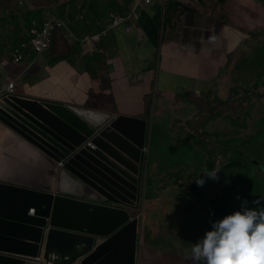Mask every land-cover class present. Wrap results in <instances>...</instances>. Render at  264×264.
Returning a JSON list of instances; mask_svg holds the SVG:
<instances>
[{"label": "crops", "instance_id": "crops-1", "mask_svg": "<svg viewBox=\"0 0 264 264\" xmlns=\"http://www.w3.org/2000/svg\"><path fill=\"white\" fill-rule=\"evenodd\" d=\"M82 1L84 0H76L78 9L82 8ZM97 1V13L102 18L111 12H117L121 2H124ZM170 2L165 25L162 26L156 0L151 5L135 10L133 24L126 25V30L117 28L110 33L98 44L95 53L88 52L92 50L91 44H86L84 49L74 50L73 53L69 48H60L57 52L59 56L71 53L64 58L65 61H52L57 58H53L50 51L39 56L31 51L21 64L10 62V65L3 67L7 60L10 61L11 47L4 36L0 39V86L14 82V101L18 103V108L27 113L25 117L34 120H37L38 115L41 118L45 116L40 113L43 107L39 100L144 117L146 97L155 72L157 96L164 99L163 103H170L171 99L180 97V92L184 95H209L222 80L227 77L232 79L236 68L233 67L226 74L228 66L237 62L246 66L243 58L248 57L246 41L251 34L247 31L249 29L241 25V19L246 17L248 9H242L249 7L248 1L225 0L217 6L210 5L208 0ZM125 4L134 7L133 2L125 1ZM261 14L264 16L263 8ZM80 15L84 16L83 21L79 20ZM90 17L91 11L85 7L75 21H71L69 27L75 37L83 38L92 30L85 27L91 25L86 23ZM215 23L223 24L224 28ZM246 24L249 23L246 21ZM263 29L264 24L262 29L257 26L249 31L260 32ZM62 35L68 40L66 31ZM5 49H8L7 53ZM186 55L189 57L184 62ZM233 56H240L241 59L233 62ZM181 61L183 66L180 67ZM222 69L225 75H222ZM175 106L179 109V115H175V119H180V105L177 101ZM162 111L165 115V109ZM18 113L21 114L15 107L14 114L19 116ZM171 133L172 130L164 131L160 124L156 126V136H163L159 146L157 139V151L163 152V148L170 146L166 134ZM12 136L10 129L0 123V178L35 188L53 189L55 171L49 161L38 157L34 148V154L24 150L18 144L20 141ZM177 152L178 149L174 146V157ZM166 159L164 154H154L151 158V168L157 169L160 174L156 175L158 182L170 170Z\"/></svg>", "mask_w": 264, "mask_h": 264}, {"label": "water", "instance_id": "water-1", "mask_svg": "<svg viewBox=\"0 0 264 264\" xmlns=\"http://www.w3.org/2000/svg\"><path fill=\"white\" fill-rule=\"evenodd\" d=\"M40 102L37 120L0 103V123L55 171L53 189L0 178V264H137L147 122Z\"/></svg>", "mask_w": 264, "mask_h": 264}, {"label": "rangeland", "instance_id": "rangeland-1", "mask_svg": "<svg viewBox=\"0 0 264 264\" xmlns=\"http://www.w3.org/2000/svg\"><path fill=\"white\" fill-rule=\"evenodd\" d=\"M247 1L249 7L242 9L248 10L246 17L241 19V25L249 30H253L254 28H257V26L262 29L264 24V16L261 14V11L262 8L264 11V0ZM222 2L223 0H208V3L210 5L216 6L219 4H223ZM28 6L29 5L26 1H21L16 4L15 9L19 13V11L21 10L27 11ZM25 14L26 12L23 13V16H25ZM137 14L138 12L136 13V15ZM7 15L10 18L8 12ZM2 16L3 15H0V19L2 18ZM246 21L249 24H246ZM6 27L2 25L0 28V31L3 32L1 34L2 36L6 35V32H9L3 29ZM249 30L247 31L252 35V40L247 44L245 49L248 50V66H241V63L237 62L239 59H241V57L233 56V62L237 63L233 66H228V68L226 69V74L227 72H231L233 67H235L236 70H234L232 74L234 81L231 78L227 77V75V78L222 80L221 85L217 88L219 91L223 92L224 90L231 88L229 92L228 104L224 106L228 111L225 113V117L230 114L233 118H235V116L238 117L239 119L235 122V124L236 126L241 125V127L237 128L235 126H232L226 118H216L214 120H211V122L207 123L206 125L198 127V129L200 134L199 137L203 138L205 141L207 140V144H209L211 140L215 142V145L218 144V146H221L222 148L228 147V144H226V142L223 143L222 141H231L233 137H236L237 143L232 142L236 147L235 149H233L227 155H223L219 152V155L217 156V160L215 162V170L220 171V168L226 166L229 163L230 158L234 156V152L237 151L240 153V151H243L246 152L244 154L245 157H243L242 162L241 158H238L240 161H238L237 165L240 162L241 164L240 166L235 168V171L236 173L242 171L244 174H249L250 177L246 178L242 176H228L227 179H223V182H227L228 185L232 187L231 192L226 193L223 185L220 183V181L222 180L221 177L212 179L204 176V180L205 182L207 180V183L204 182L203 185H199V191H203V186H207V189L205 188V190L208 193V200H211V203H215L211 205L209 209H205L201 213L200 218L196 221L194 227L189 220L180 222V225H187L192 230H195L191 232V236H196V238L202 236L204 231L210 227V220L220 218L223 215L234 211V206L239 208L240 200L237 199V196L243 199H247L249 205L252 207L264 206V139L257 141V137H254L258 136L260 133V131L256 127L254 118H256L258 111H262L264 109V98L259 99L258 97L252 96L254 93L256 95H261L262 93H264V29L258 34H256V32H250ZM252 33L254 35L256 34L255 37ZM258 45H261V47L257 49ZM188 57L189 56L186 55V57L183 58V61H187ZM5 63L6 66L10 65V61H6ZM181 66H183L182 61L180 62V67ZM221 72L222 75H225L224 69H222ZM226 80H228V84H226ZM245 96L248 97V100L243 102L242 104H238L237 101L245 98ZM204 100L208 101L209 98ZM176 101L177 98L171 99L170 107H172L173 109H169L168 111H166L165 115L161 110L160 102H158L155 107V113L157 112V110L158 113L155 117L153 116V121H155L157 125H162L164 131L172 130V133L166 134L170 146L163 148V152L162 150L157 151V149H155L157 139H155L154 135H152L150 138L153 139L152 149H154L155 154H164V156L167 157L166 163L168 169L170 170L166 172L165 175H162L161 182H158L156 181V175L160 174L157 169L151 168L150 161L147 185V205L145 204L147 212V218L145 221L147 223V226L149 227L150 232L147 237L144 234V245L140 248L138 253V264H194V262L190 259V247H188V244L184 243L188 241L189 238L187 237L189 235H187V237L182 235L177 236L175 233L171 232L172 230L180 232V230H176V228H179L177 224H175V226H167L168 220L172 218L177 210V208H175L174 204H172L171 202V200H173V198L179 193L176 182L180 180V190L184 189V185L192 184L190 175H186L182 171L180 172L181 145L179 132L182 126L188 124L186 120H191L192 117H194V113L188 109L187 112L180 111V119H175V115H179V111L175 106ZM232 103H235L237 105V114L236 112H234V106ZM258 105L262 107L258 108ZM244 112L245 114L241 115ZM184 114L185 117L183 119L185 120L183 121L182 116ZM237 130L239 132L242 131L244 135H241L240 133L239 136H236L235 132ZM157 137L159 146L162 142L163 136H161V134H158ZM244 139H246L245 144L248 143V150L256 149L257 151H246L247 149L245 148L244 144H242V141ZM255 141L257 142L253 144V142ZM174 146L178 149L175 157L173 155ZM205 148L211 149L212 147L205 146ZM197 157L200 158L202 156L201 154H199ZM210 159L212 161L215 160V158H213V154L212 158ZM250 160H255L258 167L254 163L250 162ZM181 167L189 170V172L195 179L201 176V173L197 176L195 167H187V164H183ZM178 171L180 173L179 178ZM46 175L47 179H49L48 174ZM151 182L153 183L151 184ZM252 201H256V203H252ZM192 218H194V216ZM193 221H195V219ZM156 225H160L166 228L158 230ZM186 230L190 229H184V231ZM158 237L163 238L164 242L168 244L167 249L155 248L149 244Z\"/></svg>", "mask_w": 264, "mask_h": 264}, {"label": "trees", "instance_id": "trees-1", "mask_svg": "<svg viewBox=\"0 0 264 264\" xmlns=\"http://www.w3.org/2000/svg\"><path fill=\"white\" fill-rule=\"evenodd\" d=\"M21 1H26L30 9L27 11V14L25 16L20 15L16 9L15 6L17 3ZM225 0H223L222 3H224ZM88 1H82L81 7L85 8ZM95 7H98L97 2H95ZM81 10L77 8L76 0H0V15H3L2 13H9L10 18L4 17L2 20V25H4L6 28V35L7 40L9 41V45L12 47H16L18 43L21 41H25L28 38V31L33 25L34 20H39L40 22L48 21L52 18H56L55 21L51 24L54 26L52 38H51V44H50V53L53 58L52 61H58V59H64L67 58L71 53L74 52V50L77 49H84L86 44L92 45V50H89L88 52L95 53L97 50V47L94 48V44L89 41H85L83 38H77L75 37L71 31L69 24L71 21H75L77 18V15L79 14ZM126 12L129 11V8L125 9ZM59 20V21H58ZM61 21V22H60ZM59 22V23H58ZM57 23V24H55ZM56 25V26H55ZM63 25V26H62ZM66 31V35L68 40L62 35V32ZM2 34L3 32L0 31ZM259 32H256L258 34ZM253 34V33H252ZM255 34V35H256ZM253 34V36L255 37ZM252 40V35H248V39L246 42L250 43ZM247 43V44H248ZM261 47V45L259 46ZM1 48V47H0ZM64 48L71 49V53L59 56L58 50ZM245 60L246 66H248V57L243 58ZM95 60H97L95 58ZM222 77V75H221ZM155 79V75L153 74L152 80ZM232 80L233 75H232ZM222 82V81H221ZM218 85V87L221 85ZM226 84H228V80L225 81ZM236 82V81H235ZM217 87V88H218ZM230 89H226L223 91H219L218 89H215V91L211 92L209 95H197L196 93H186L185 95H180L177 98V102L180 105V111H192L194 113V117H192L191 120H186L188 124L186 126H182L180 128V172L182 171L186 175H190V180L192 181V184L184 185V189L180 190V181L176 182L178 183L179 193L171 200L172 204H174V207L177 208L175 214L172 216L171 219L168 220L167 226H175L177 224L179 228H176V230H180V232H176L175 230H172L171 232L175 233L177 236L183 235L186 236L189 235L187 238L188 241L184 242L188 244V247H191L192 243L197 239L196 237L191 236V232L189 230L184 231L185 228L191 229L187 225H180L181 221L189 220L191 221L193 227L196 223V221L200 218L201 213L205 209H209L211 205H213L215 202L211 203V200H208V193L206 192L205 188L207 189V186H203V191H199L200 187L195 182V178L191 175L189 170L184 169L181 167L183 164H187V167H195L197 176L200 175L201 177H204V171H213L215 170V162L217 160V156L219 155V152L223 155L229 154L233 149H235L234 142L237 143V138L233 137L231 141H222L223 143L226 142L228 144L227 148H222L221 146H218V144L215 145L214 141L210 140V143L207 144V140L205 141L203 138L199 137V129L198 127H201L202 125H206L207 123L211 122V120H214L216 118L220 119H227L228 122L232 126H235L237 128L241 127V125L236 126L235 122L238 121V117L235 116V118L232 117V115H228L225 117V113L228 112L224 106L228 104L229 99V92ZM254 97H258L259 99L264 98V93L261 95H256L255 93L252 95ZM208 101H205L204 99H208ZM147 101V109L146 112H151V99L152 96L149 95L146 97ZM248 97L245 96V98L241 99L240 101H237L238 104H242L243 102L247 101ZM234 106V112L238 110L237 105L235 103H232ZM159 105V104H158ZM241 106V105H239ZM262 106L258 105V108ZM188 109V110H187ZM179 111V109H178ZM185 112V113H186ZM257 113V112H256ZM237 114V112H236ZM242 113L241 115H244ZM235 115V114H234ZM185 117V114L182 116V119ZM185 119H183L184 121ZM235 120V121H234ZM254 121L256 122V127L260 131L257 137V141L264 139V109L262 111H258L256 118H254ZM204 128V127H203ZM202 128V129H203ZM244 135V133L238 130L235 132L236 136H239V134ZM218 135V134H217ZM252 137V136H251ZM155 139H158V137L155 135ZM249 139V138H247ZM244 139L242 141V144H244L245 148L247 149L248 143L245 144ZM252 140V139H251ZM257 141L253 142L256 143ZM233 142V143H232ZM238 145V144H237ZM205 146H211V149H206ZM203 149V150H202ZM202 150V151H200ZM256 152V149H249ZM248 149L246 151H249ZM151 152H155L154 149L151 150ZM246 152L240 151L234 152V156L230 158L229 163L220 168L217 172V178L221 177L220 183L223 185L226 193L231 192V186L228 185L227 182H223V179H227L228 176L235 177V176H242V177H250L249 174H244L242 171H239L236 173L235 168L240 166L244 154ZM199 154H201L202 157H197ZM215 158L214 161H212L210 158ZM241 158V162L237 165L239 159ZM250 162L254 163L256 165L255 160H250ZM258 167V165H256ZM180 177V173L178 171V178ZM217 195V194H216ZM179 203V204H178ZM147 205V204H146ZM238 208L234 206V210H237ZM146 210V209H145ZM194 216V218H192ZM147 214L145 212L144 217V227L142 232V242L141 247L144 245V234L146 237L149 234V227L146 223ZM195 219V221H193ZM147 226V227H146ZM158 230L165 229L166 227L156 225ZM192 227V228H193ZM184 231V233H183ZM151 246L155 248H163L167 249V243L164 242V239L161 237H158L154 239L152 242L149 243ZM190 254V252H189Z\"/></svg>", "mask_w": 264, "mask_h": 264}, {"label": "clouds", "instance_id": "clouds-1", "mask_svg": "<svg viewBox=\"0 0 264 264\" xmlns=\"http://www.w3.org/2000/svg\"><path fill=\"white\" fill-rule=\"evenodd\" d=\"M87 1L88 2L85 4L87 5L86 7H88V9L91 11V17L87 19L86 23L89 22L91 25H85V27L92 30L84 36V39L87 42L91 41L94 44V48H96L99 43H101L104 39H106L110 35V33H112L117 28H124V30H126L127 27L126 25L133 24L135 10L139 9L140 7L148 6L156 2V0H151V3L145 4V2H138L137 0H124V2H121L119 10H116L117 12H111L107 14V16L102 18V16L97 13V9H96L97 7H95V2H97L98 4V1L97 0H87ZM125 1L133 2L134 7H130L129 5H126ZM171 2L170 0H158V4H159L158 8L161 13L162 26L165 25L166 23L168 16L167 13L170 11ZM126 8H129L128 12L125 11ZM29 9L30 6H28L27 11H29ZM79 10H81L79 12L80 14L84 10V8L82 7ZM27 11L21 10L19 11V14L23 15V13L25 12L27 14ZM4 17L9 18L7 13L3 14L2 18L0 19V28L2 26V20L4 19ZM116 18H121L122 21L115 25L114 22ZM55 19L56 18H52L48 21H43V22H40L39 20H34L33 25L28 33L27 40L21 41L20 43L17 44L16 47H12L10 45L11 46L9 49L10 62L15 65L21 64L22 62L25 61V59L27 58L28 54L31 51H33L37 56L43 54L44 52H49L51 39L48 48H46L42 52H37L34 50V48L31 45V32L33 29H40V30L43 29L46 24L51 25L55 21ZM79 20L83 21L84 16L80 15ZM215 24L224 28V25L221 23H215ZM4 36H2L0 33V39ZM23 44L26 45V51L23 54V58L20 61H16V55H18L19 51L21 50V46ZM1 50L2 48H0V51ZM7 50L8 49H5V53H7ZM61 61H65V59H62ZM5 66L6 65L3 64V67ZM154 75H155V79L154 80L151 79L150 92H149V95L152 96L151 112L149 113L145 112L144 117H135L141 120H145L147 122L146 136L144 143L145 145L142 148L144 152V158L141 165L142 171H141V182H140V206H139V210L137 211V216L139 219L138 253L141 248L142 231L144 227V217L146 212L145 210L146 209L145 204L147 200L146 181L148 180L150 161L152 156L155 154L151 152L152 149L150 147L152 146V140H153L150 138L152 135L154 136L156 135V126H157L155 121H153V116L155 117L156 114L158 113V110L155 113V107L158 102H160L161 110L165 109L166 112L170 109V103L169 102L163 103L164 99H159V96H157L158 91L156 86V80H157L156 72L154 73ZM10 84L14 85V88L11 92L7 91V88L9 87ZM14 92H15L14 82L7 83V85L3 87L0 86V103L3 104L7 102H14V95H15ZM180 95H184V93L180 92ZM14 105L17 110L18 103L16 101ZM146 109H147V102H146ZM118 115H123V114H118ZM130 117H134V116H130ZM10 131L12 132V130ZM217 172L218 170H213V171H205L203 173L208 178L216 179ZM195 182L197 183L198 186L203 185V183L205 182L204 177L199 176L197 179H195ZM205 183H207V180ZM176 184H177V189L179 190L178 183ZM237 199L240 200V205L237 210L225 214L220 218L210 220V227L204 231L202 236L197 237V239L192 243L189 251H190V259L194 262V264H264V206L252 207L249 205L247 199L240 198L239 196H237ZM252 203H256V201H252ZM185 229H189V228H185ZM189 231H195V230L190 229ZM31 258L37 259L38 261L42 262V264L45 263V259L43 258V253L40 256H37L36 258L34 257Z\"/></svg>", "mask_w": 264, "mask_h": 264}, {"label": "built area", "instance_id": "built-area-1", "mask_svg": "<svg viewBox=\"0 0 264 264\" xmlns=\"http://www.w3.org/2000/svg\"><path fill=\"white\" fill-rule=\"evenodd\" d=\"M138 2H145V4L151 3V0H137ZM122 21L121 18H116L114 24H118ZM54 30L53 25L46 24L43 29H33L31 32V45L37 52H42L49 47L50 39ZM26 51V45L21 46V50L16 55V61H20L23 58V54ZM14 88L13 84H10L7 91H12Z\"/></svg>", "mask_w": 264, "mask_h": 264}, {"label": "bare ground", "instance_id": "bare-ground-1", "mask_svg": "<svg viewBox=\"0 0 264 264\" xmlns=\"http://www.w3.org/2000/svg\"><path fill=\"white\" fill-rule=\"evenodd\" d=\"M58 21H59V20H58ZM60 22H61V21H60ZM58 23H59V22H58ZM53 24H54V23H53ZM55 24H57V23H55ZM55 26H56V25H55ZM62 26H63V25H62ZM30 29H31V28H30ZM30 29H29V30H30ZM28 32H29V31H28ZM52 34H53V33H52ZM51 38H52V37H51ZM51 43H52V42H51ZM262 173H263V172H262Z\"/></svg>", "mask_w": 264, "mask_h": 264}]
</instances>
